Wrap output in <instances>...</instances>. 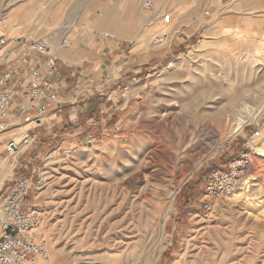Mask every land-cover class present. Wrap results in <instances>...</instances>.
<instances>
[{
	"label": "rangeland",
	"instance_id": "1",
	"mask_svg": "<svg viewBox=\"0 0 264 264\" xmlns=\"http://www.w3.org/2000/svg\"><path fill=\"white\" fill-rule=\"evenodd\" d=\"M100 6L0 0V37L45 39L55 52L63 38L100 43L93 27ZM168 19L148 36L167 35L175 20ZM123 20L127 29L139 24L132 14ZM250 27L210 25L167 68L123 88L118 111L87 130L89 143L61 147L46 135L51 145L40 149L24 146L12 129L0 132V164L13 158L0 170V194L23 171L32 177L26 203L42 214L48 264H264V161L253 158L238 201L215 202L210 211L202 201L208 174L239 154L242 134L258 129L264 140V33ZM111 81L95 86L104 93ZM238 98L249 113L235 107Z\"/></svg>",
	"mask_w": 264,
	"mask_h": 264
},
{
	"label": "crops",
	"instance_id": "2",
	"mask_svg": "<svg viewBox=\"0 0 264 264\" xmlns=\"http://www.w3.org/2000/svg\"><path fill=\"white\" fill-rule=\"evenodd\" d=\"M100 1L99 18L93 22L95 31L101 34L100 43L95 37H89L86 42H78L74 37L76 44L55 48L56 68L51 72L43 66V59L30 51V67L40 70L53 84L61 103L60 114L52 107L47 111L41 127L34 128L32 124L23 123L25 116L35 113L31 109L37 105L26 90L29 68L12 80L10 88L15 97L9 108L8 129L18 133L17 138L23 135L21 141L24 146L34 144V147L37 145L45 149L56 140L61 147L76 146L80 139V143L84 140L89 143L92 137L86 136L87 130H91V124L100 126L104 118L118 111L116 101L122 97L123 88H129L167 68L173 59L194 46L203 32L216 21H250L252 31L264 33V0H149V8L143 6L147 0ZM129 14L139 18V24L134 29H127L123 22ZM171 16L175 20L167 28L165 44L152 45L151 40L158 35L149 37V31L159 27L162 22L167 23ZM108 75L112 78L109 86L104 93L96 92L95 84ZM87 97H90L88 102ZM46 135L56 138L48 145ZM31 137L34 141L29 144L27 138ZM244 138L245 134H242V143ZM5 150L0 137V154ZM11 160L13 158L4 160L0 170ZM26 168L23 165V169ZM25 173L23 171V176ZM4 180L0 182V188Z\"/></svg>",
	"mask_w": 264,
	"mask_h": 264
},
{
	"label": "built area",
	"instance_id": "3",
	"mask_svg": "<svg viewBox=\"0 0 264 264\" xmlns=\"http://www.w3.org/2000/svg\"><path fill=\"white\" fill-rule=\"evenodd\" d=\"M150 6L151 1L147 0L144 7ZM165 39V35H158L151 43L162 45ZM72 43V40L64 38L59 42L58 48L62 49ZM30 51L43 59V66L47 70H55L56 52L45 39L25 42L22 39L0 37V132L9 127V108L15 97L10 85L14 78L23 75L25 68H29L26 90L37 105L35 109H31L35 113L25 116L22 122L39 128L44 124L45 115L50 108L53 107L57 113H61V103L51 81L45 78L40 70L30 67ZM259 51L258 59L263 61L264 36L260 38ZM96 86L95 89L99 91L100 87ZM20 89L23 90V85ZM88 100L87 97L86 102ZM259 133L260 131L255 129L245 135L241 151L228 162L226 169H216L208 174L202 194L203 205L207 211L212 210L215 202L226 200L235 192L248 187L249 168L256 154ZM27 140L30 144L34 138ZM13 147L16 149L17 146L13 144ZM31 187L32 177L20 176L0 194V264L49 263V253L39 236L42 214L26 203Z\"/></svg>",
	"mask_w": 264,
	"mask_h": 264
},
{
	"label": "bare ground",
	"instance_id": "4",
	"mask_svg": "<svg viewBox=\"0 0 264 264\" xmlns=\"http://www.w3.org/2000/svg\"><path fill=\"white\" fill-rule=\"evenodd\" d=\"M143 6H144V3H143ZM263 36H264V34H263ZM164 44H165V40H164ZM164 44H162V45H164ZM161 45V46H162ZM57 50V49H56ZM127 90V89H126ZM246 101V100H245ZM234 103V102H233ZM239 103H241L240 102V99L238 98V99H236V102L234 103L235 104V107L236 108H239L240 107V109L242 110V111H244V112H246V113H249L250 112V108H248L247 106H243L242 104L240 105ZM233 104V105H234ZM232 105V104H231ZM231 107V106H230ZM238 112V111H237ZM9 116V115H8ZM240 116V115H239ZM238 118V117H237ZM174 123V122H173ZM244 124V121H242V120H239L238 122H237V124L234 126V128L231 130V134H235V133H237L238 132V130L242 127V125ZM260 140H262V139H260V133H259V137H258V146H257V148H256V154L254 155V158L255 159H257V160H261V161H264V140H262V143L260 144ZM260 145H261V147H260ZM6 169V168H5ZM6 173H7V169H6V171H5ZM250 174H249V180H250ZM238 192H235L230 198H231V202H236V201H238L240 198H241V194H237ZM229 199V198H228ZM173 264H179V261L177 260V261H175Z\"/></svg>",
	"mask_w": 264,
	"mask_h": 264
}]
</instances>
